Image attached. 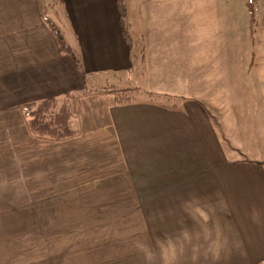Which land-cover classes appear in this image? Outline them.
<instances>
[{
  "label": "crops",
  "instance_id": "crops-1",
  "mask_svg": "<svg viewBox=\"0 0 264 264\" xmlns=\"http://www.w3.org/2000/svg\"><path fill=\"white\" fill-rule=\"evenodd\" d=\"M117 1L0 0V154L19 162L20 193L41 195L38 203L66 194L75 203L84 192L110 193L114 182L118 221L127 194L130 225L145 221L142 239L153 254L171 251L179 264H264V157H228L210 113L195 101L167 105L150 92L123 103L103 91L134 70L137 31L126 0L130 45ZM150 40L152 81L157 54ZM49 98H68L78 135L49 140L30 133L24 105ZM77 214L61 218L70 234L85 223ZM8 247L0 242V264H20Z\"/></svg>",
  "mask_w": 264,
  "mask_h": 264
},
{
  "label": "rangeland",
  "instance_id": "rangeland-1",
  "mask_svg": "<svg viewBox=\"0 0 264 264\" xmlns=\"http://www.w3.org/2000/svg\"><path fill=\"white\" fill-rule=\"evenodd\" d=\"M249 1L129 0L130 20L137 31L134 70L103 91L123 103L128 101L118 99L111 87L127 91L121 95L138 101L150 92L155 101L169 99L167 105L175 100L195 101L210 113L228 157L240 161L264 157V0L254 1L253 14ZM149 35L157 54L152 81L145 60ZM64 103L71 112L68 98L58 99L57 108ZM20 174L19 162L0 154L4 178L0 182V242L6 241V251L13 256L21 255L20 264H179L171 251L153 254L147 248L142 239L147 234L145 221L130 225L134 221L131 211L125 210L131 205L127 194L122 201L125 218L118 221L121 213L114 211V182L112 191L99 197L84 192V199L75 196L72 203L63 194L38 203L41 195L20 193ZM94 204L101 210L91 208ZM77 213L85 223L70 234L61 218ZM131 236L140 239L132 241Z\"/></svg>",
  "mask_w": 264,
  "mask_h": 264
},
{
  "label": "trees",
  "instance_id": "trees-1",
  "mask_svg": "<svg viewBox=\"0 0 264 264\" xmlns=\"http://www.w3.org/2000/svg\"><path fill=\"white\" fill-rule=\"evenodd\" d=\"M255 0L249 1V7L253 14V4ZM118 11L121 16V25L123 28L124 38L131 45V38L125 27V18L127 16L126 0L117 1ZM59 30L52 29L53 34L57 37L60 50L66 54H72L70 46H68L63 37L59 35ZM112 91L118 95V99H124L131 101L133 98L123 97L122 92L114 90ZM139 88H136L138 91ZM24 114L27 121L28 130L30 133L38 138H44L49 140H65L78 135V131L73 128L72 115L69 105L64 103L60 108H57V99L49 98L37 103H30L24 105Z\"/></svg>",
  "mask_w": 264,
  "mask_h": 264
}]
</instances>
